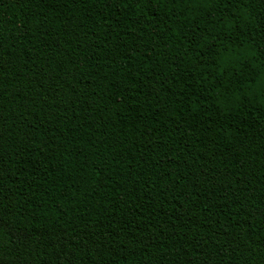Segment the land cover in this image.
<instances>
[{
    "label": "trees",
    "instance_id": "trees-1",
    "mask_svg": "<svg viewBox=\"0 0 264 264\" xmlns=\"http://www.w3.org/2000/svg\"><path fill=\"white\" fill-rule=\"evenodd\" d=\"M0 264H264V0H0Z\"/></svg>",
    "mask_w": 264,
    "mask_h": 264
}]
</instances>
